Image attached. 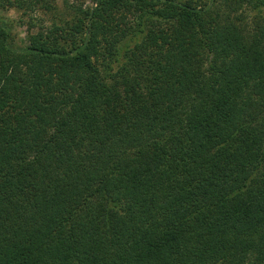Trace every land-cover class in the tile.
<instances>
[{
  "label": "trees",
  "instance_id": "trees-1",
  "mask_svg": "<svg viewBox=\"0 0 264 264\" xmlns=\"http://www.w3.org/2000/svg\"><path fill=\"white\" fill-rule=\"evenodd\" d=\"M90 1L0 19V264H264V0Z\"/></svg>",
  "mask_w": 264,
  "mask_h": 264
},
{
  "label": "rangeland",
  "instance_id": "rangeland-1",
  "mask_svg": "<svg viewBox=\"0 0 264 264\" xmlns=\"http://www.w3.org/2000/svg\"><path fill=\"white\" fill-rule=\"evenodd\" d=\"M55 10L37 9L36 12H28L23 14L21 11L13 7L0 8V19L10 21L11 39L13 48H23L28 45L29 35L36 33L38 29L49 28L52 23H60L59 21L69 20L74 16L72 7H90V0H50ZM188 1V0H178ZM196 1V0H193ZM204 3L205 0H197ZM242 21L240 24L245 27L248 32H253V17L255 12L251 8L243 6L241 8ZM247 32V33H248Z\"/></svg>",
  "mask_w": 264,
  "mask_h": 264
}]
</instances>
